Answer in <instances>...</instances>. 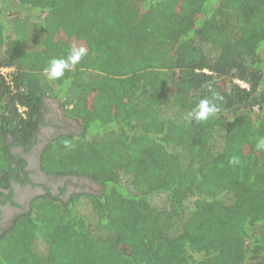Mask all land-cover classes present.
<instances>
[{
	"label": "trees",
	"instance_id": "obj_1",
	"mask_svg": "<svg viewBox=\"0 0 264 264\" xmlns=\"http://www.w3.org/2000/svg\"><path fill=\"white\" fill-rule=\"evenodd\" d=\"M0 4V172L50 96L80 129L45 146L43 169L101 186L36 196L0 264H264V0ZM73 44L87 55L48 80ZM213 94L219 110L187 121Z\"/></svg>",
	"mask_w": 264,
	"mask_h": 264
},
{
	"label": "flooded vegetation",
	"instance_id": "obj_2",
	"mask_svg": "<svg viewBox=\"0 0 264 264\" xmlns=\"http://www.w3.org/2000/svg\"><path fill=\"white\" fill-rule=\"evenodd\" d=\"M52 99L50 96L44 98V120L29 149L10 137V167L0 172V235L17 217L30 211L32 201L38 195L49 192L67 198L76 190L92 193L101 190V186L90 179L57 176L43 169L41 158L45 146L61 133H77L80 129L77 122L64 115L62 108L57 107Z\"/></svg>",
	"mask_w": 264,
	"mask_h": 264
},
{
	"label": "clouds",
	"instance_id": "obj_3",
	"mask_svg": "<svg viewBox=\"0 0 264 264\" xmlns=\"http://www.w3.org/2000/svg\"><path fill=\"white\" fill-rule=\"evenodd\" d=\"M87 55V49L83 46L73 44L70 48L68 55L64 58L53 57L48 61L47 67L44 69L46 78L50 81L58 80L65 75L66 71H71L76 64H78L83 57ZM1 69V68H0ZM223 97L218 94H213L211 98H204L187 113L186 120L191 121H205L210 116H213L218 110L217 101L222 100ZM65 146H70L69 142H65ZM256 147L258 150H264V137L257 139ZM231 164H238L239 159L233 157L230 161Z\"/></svg>",
	"mask_w": 264,
	"mask_h": 264
},
{
	"label": "rangeland",
	"instance_id": "obj_4",
	"mask_svg": "<svg viewBox=\"0 0 264 264\" xmlns=\"http://www.w3.org/2000/svg\"><path fill=\"white\" fill-rule=\"evenodd\" d=\"M2 8H4L5 9V7L4 6H2L1 4H0V9H2ZM6 11H9L10 9H8V8H6L5 9ZM18 14H20L22 17H27V16H35V13L34 12H31V11H29V10H26V9H18V10H15ZM7 15H9V14H7ZM78 45H79V43H78ZM0 71L2 72V73H7L8 71H10V69H8V68H1L0 69ZM52 101H54L56 104H57V107L59 106L60 107V109H61V100L60 99H58V98H56V97H53V99H52ZM43 205H45V204H47L48 202L47 201H42L41 202ZM42 205V206H43ZM40 211H41V209H40ZM40 226L41 225H39V224H36V225H34V226H32V231L34 232V234H36L37 235V237H35V236H33V240L31 241L32 242V244L33 243H35L36 241H38V236H39V232H38V229H40ZM30 229V228H29ZM28 229V230H29ZM35 239H36V241H35ZM1 250V249H0ZM1 257V256H0Z\"/></svg>",
	"mask_w": 264,
	"mask_h": 264
},
{
	"label": "crops",
	"instance_id": "obj_5",
	"mask_svg": "<svg viewBox=\"0 0 264 264\" xmlns=\"http://www.w3.org/2000/svg\"><path fill=\"white\" fill-rule=\"evenodd\" d=\"M69 118V117H68ZM78 124V123H77ZM65 133H68V132H65ZM10 137L12 138V136L10 135L9 136V140H10ZM13 139V138H12ZM8 140V142L10 143V141ZM1 236V235H0Z\"/></svg>",
	"mask_w": 264,
	"mask_h": 264
}]
</instances>
